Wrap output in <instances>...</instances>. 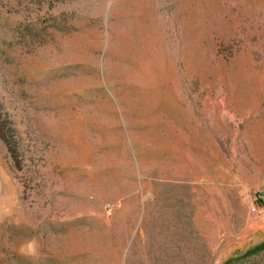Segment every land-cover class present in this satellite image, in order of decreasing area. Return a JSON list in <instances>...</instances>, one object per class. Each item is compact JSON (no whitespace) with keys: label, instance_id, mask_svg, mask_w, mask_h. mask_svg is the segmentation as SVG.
<instances>
[{"label":"rangeland","instance_id":"1","mask_svg":"<svg viewBox=\"0 0 264 264\" xmlns=\"http://www.w3.org/2000/svg\"><path fill=\"white\" fill-rule=\"evenodd\" d=\"M0 264H264V0H0Z\"/></svg>","mask_w":264,"mask_h":264}]
</instances>
